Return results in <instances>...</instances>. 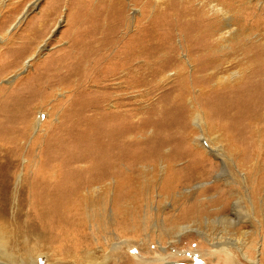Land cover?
<instances>
[{
    "label": "rangeland",
    "instance_id": "obj_1",
    "mask_svg": "<svg viewBox=\"0 0 264 264\" xmlns=\"http://www.w3.org/2000/svg\"><path fill=\"white\" fill-rule=\"evenodd\" d=\"M217 3L225 6V10L234 18L232 21L243 25L238 33L241 35H220L221 31L226 32L224 28L229 16L226 13L214 15L211 9ZM261 16H264V0H0V99L8 103L7 110L17 103L22 113H19L20 116L28 117L26 113L30 109L29 123L34 124L29 137L21 143L24 148L21 171L23 168H38L44 160L43 151L54 142L52 134L55 133L41 123L46 115L52 113L50 121L53 126L59 124L57 127L67 130L69 119L65 116L72 107L68 105V96L76 87L75 81V87H59L39 104L40 108L36 106L32 111L27 104L31 97L29 90L37 85L38 80L31 76L44 65L42 71H49L52 61L81 50L75 43L82 44L93 27L99 28L95 36L97 39L107 36L113 40L110 56L121 47L131 46L132 53L137 56L134 67L143 73L144 78L126 93V97L131 99L128 102L130 112L135 114L131 124L134 128L142 127V130L125 142L131 150L134 149L132 151L139 156L138 159L145 158L153 151L151 145L158 135L153 127L157 119L154 113L162 104L160 97L176 89V93L184 97L183 105L189 109L185 119L177 123L171 122L170 117H161L168 126L165 128L166 137L173 143L159 151L157 162L142 163L141 160L136 165L129 162L121 164L122 171H112L100 185L103 190L92 193L86 200L82 206L83 213L78 207L77 210H68L74 213L76 220L57 229L54 237L44 235L43 242L37 247L29 242L30 247L26 246V249L15 253L17 257L13 261L0 257V264H87V259L97 260L89 264H251L243 254L254 259L260 255L259 249L263 253L261 259L264 264V213L250 215L241 210V217L236 218V221H241L240 227L210 224L203 229L213 242H226L232 253L230 256L224 252H214L207 237L195 231L180 235L176 243L170 245L167 260L162 261L161 257L165 248L157 245L162 232L176 222L197 221L204 227L207 220L236 217L233 207L238 200H241L242 207H246L245 168L234 161L239 151H247L243 148L246 146L241 144L232 148L222 140L216 145V154H212L210 150H214L215 144L211 143L214 137L211 135L215 131L206 132L203 137V133L196 129L189 99L193 103L198 99L202 102L209 96H205L203 90L214 93L222 89L215 74L206 86L202 84L208 74L200 68L213 57L230 55L228 62L241 71L247 81L252 71L264 73L263 24L258 22L264 21ZM209 19L217 20L211 23L213 33L208 34L204 29L197 32V23L201 26ZM193 24L196 25L194 30ZM201 33L202 36L209 35L207 43L201 41ZM205 56L208 57L202 59ZM159 69H165L167 74L159 76ZM35 94L30 101L34 100ZM213 96L211 94L209 100L213 101ZM56 132L61 135L60 140L69 136L63 135L59 129ZM90 132L94 138H98L93 131ZM189 134L190 140L186 139L184 147L187 151L197 149L201 153L197 155L201 171L199 174L181 172L174 178L181 187L163 193L169 187L168 181L172 182L173 174L164 170L166 166L162 160L165 159L161 156L166 157L173 148L177 151L182 143L181 138ZM93 137L89 136V139ZM203 138L202 144L199 143ZM35 140L43 143L35 145V157L27 160L25 154L29 148L32 150ZM101 147L103 149L105 145ZM101 147L93 149L101 151ZM219 154L222 157L218 159ZM204 155L210 159H203ZM106 158L105 153L103 160ZM220 159L228 163L229 171L239 177V185L235 176L232 181L220 176L217 168L223 167ZM183 164L179 161L173 165L180 169ZM119 174L123 177H119ZM131 176H135L134 183L127 179ZM127 180L133 187L132 196L118 201L119 205L114 206L117 194L114 195L113 188L121 182L125 189ZM183 181L190 183L184 184ZM17 187L18 181L13 188ZM258 199L260 202L264 200V191ZM261 207L264 211V204ZM242 231L249 234L243 237L240 244L234 239L242 238ZM163 239L169 242L166 237ZM230 239H233L232 242ZM28 240L33 241L32 238ZM7 251L12 253L11 250Z\"/></svg>",
    "mask_w": 264,
    "mask_h": 264
},
{
    "label": "bare ground",
    "instance_id": "obj_2",
    "mask_svg": "<svg viewBox=\"0 0 264 264\" xmlns=\"http://www.w3.org/2000/svg\"><path fill=\"white\" fill-rule=\"evenodd\" d=\"M211 11L214 15L222 16L226 13L229 16L224 28L226 32L221 31V36L230 34L231 37H234L243 29L242 24L232 21L234 18L225 10V6L217 3ZM263 18L264 16H261V19ZM214 21L217 20H206L201 26H198L197 23V32L200 33L204 29L208 34L213 33L211 23ZM261 21L258 22L263 24L264 33V21ZM194 24L193 30L196 27ZM90 30V35L84 39L82 44L75 43L81 47V50L75 51L74 55L76 56L69 54V58H67L68 56L60 57L52 61L49 71H42L46 66L44 65L31 76L32 79L38 80L37 85L29 90L31 97L36 92L34 100L30 101V97L29 101L28 98L26 99L29 103L25 102L32 111L36 106L40 108L39 104L45 102L59 87H75L73 81L76 82V87L70 92L67 101L68 105L72 106L65 116L69 119L67 130L57 127L59 124L53 126L50 121L52 113L46 115L47 118L45 117V120L41 122L43 125L49 126L47 129L55 134H52L53 144L43 151L44 160L38 168H34V170L23 168V171L20 168L24 150L21 143L29 137L34 126L29 123L30 109L26 113L28 117L20 116L19 113H22L20 107L16 106L17 103L11 105V108L7 110L8 103L6 104L3 98L0 99V257L6 260H15L17 257L15 253L26 249V246L30 247L29 242H33L32 246L37 247L40 242H43L44 235L54 237L57 229L76 220L74 213H69L68 210L71 208L77 210L76 207H78L83 213L82 206L86 200H89L92 193L97 194L103 190L100 185L112 171L116 173L122 171L121 164L129 162L136 165L141 160L142 163L145 161H150L151 164L157 162L160 157L159 151L167 144L173 143L166 137L165 128L168 126L163 118L170 117L171 122L177 123L185 119L187 113L189 114V109L183 105L184 97L182 94H178L179 92L176 93V89L167 93L168 95L160 97L159 102L162 104L154 113L157 119L153 127L158 135L151 145L153 151L145 158L138 159L139 156H136L132 151L134 149L131 150L129 144L125 142L128 137L142 130V127L134 128L131 124L135 114L130 112L128 102L131 99L126 97V93H129L144 78L141 70L134 67L137 56L132 53L129 45L121 47L114 55L112 54L113 56H110L113 40L108 39L107 36L97 39L95 37L99 30L97 27ZM208 36H202L201 33V41L207 43ZM107 56L110 58L105 61ZM206 57L208 56L202 59ZM229 57L230 55L213 57L211 60L209 59L208 64L200 68L202 72L208 74L206 81H202L203 86L212 80L214 74L218 84L222 85V89L214 93H207L206 90H203L205 96L213 94L215 99L211 101L209 100L211 97L208 96L202 102L198 99L193 103L189 99V103L193 107L194 125L198 131L203 133V137L206 132L215 131V134L211 135L214 136L211 143L215 144L214 150H210L212 154H216V145L220 144L222 140L232 148L241 144L246 146L243 148L247 151H242V153L239 151L238 157L235 155L236 159L234 160L238 166L245 168L244 187L248 193L246 207H242L241 200H238L233 207L236 217L228 216L213 221L207 220L204 227L197 221L192 223L176 222L159 236L157 245L165 248L161 254L162 261L169 258L167 252L176 243L177 238L189 231L199 232L206 236L211 243L210 246L214 248V252H224L230 256L232 253L228 250L229 245H225L226 242L222 244L213 242L205 233L206 230L203 229H206L210 224L238 228L242 224L241 221H236V218L238 220L241 217V210L250 215L251 213H264L261 207L264 200L260 202L258 199L264 191V73L259 74L257 70L252 71L249 81H247L245 75L228 62ZM124 58L125 62L120 64ZM225 63L229 64L224 66ZM103 67L106 69L103 70ZM166 74L165 69H159V76ZM232 83L235 84L230 86L229 84ZM172 102L173 104L170 105ZM111 106L112 108H110ZM15 115L17 116L15 117ZM181 128L186 130L184 127ZM58 129L63 135L68 134V138L60 140L61 135L56 132ZM90 131H93L98 138H94ZM190 134L181 138L182 143L177 151L173 148L166 157L161 154V157L165 159L162 160L166 166L164 170L173 174L172 182L168 181L169 187L163 193L172 192L181 187L179 182L174 179L175 176L181 175V172L199 174L201 171V164L197 158V155H201V153L197 152V149L196 151H187L184 147L186 139L190 140ZM72 135H75V138H72ZM89 136L94 139L90 140ZM203 140L205 138L198 142L202 144ZM37 143H43V141L35 140L32 150L29 148L25 154L27 160L35 157ZM101 145H105V147L102 149ZM96 147H101V151L93 149ZM230 150L233 151V149ZM105 153L107 158L103 160ZM219 157H222V154L218 155V159ZM203 159L208 160L210 157L204 155ZM179 161L184 164L180 169H176L173 164ZM221 161L223 167H217L220 176L230 181L235 176V179H238L236 183L239 185L241 183L239 177H236L233 171H229L228 163ZM118 176L123 177L121 174ZM127 179L134 183L135 176L127 177ZM128 180L125 189L123 183L115 184L113 190L114 195H117H115L114 206L119 205L118 201L131 198L133 187ZM16 181H18V187L14 189ZM183 183L190 182L183 181ZM241 233L242 238L234 239L240 244L243 237L249 234L246 231ZM163 237H166L169 242H166ZM29 238H32L33 241H29ZM151 239L150 241H152ZM227 244L230 243L227 242ZM239 249L241 250V248ZM258 253L260 255L254 259L243 255L251 264H263L261 249L258 250ZM33 259H31L32 262ZM91 260L87 259V264L97 261Z\"/></svg>",
    "mask_w": 264,
    "mask_h": 264
}]
</instances>
